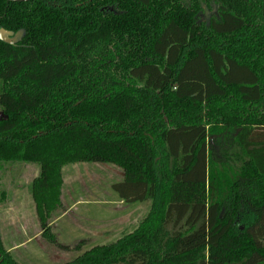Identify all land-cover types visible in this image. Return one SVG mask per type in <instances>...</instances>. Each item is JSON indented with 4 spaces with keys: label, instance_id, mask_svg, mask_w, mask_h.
Here are the masks:
<instances>
[{
    "label": "trees",
    "instance_id": "trees-1",
    "mask_svg": "<svg viewBox=\"0 0 264 264\" xmlns=\"http://www.w3.org/2000/svg\"><path fill=\"white\" fill-rule=\"evenodd\" d=\"M0 26L27 32L0 42V173L40 166L43 236L67 164H113L119 200L152 203L63 264H264V0H0ZM0 264H21L1 235Z\"/></svg>",
    "mask_w": 264,
    "mask_h": 264
},
{
    "label": "rangeland",
    "instance_id": "rangeland-1",
    "mask_svg": "<svg viewBox=\"0 0 264 264\" xmlns=\"http://www.w3.org/2000/svg\"><path fill=\"white\" fill-rule=\"evenodd\" d=\"M214 13H201L200 21L207 22ZM228 140L216 149L217 159L226 153L231 157L238 154ZM40 173L38 164L19 162L4 164L0 173V233L6 249L15 247L12 257L18 263L70 262L94 245L110 244L133 232L150 212V201L125 204L114 194L112 186L123 181L121 168L104 163H71L62 170V204L48 222L50 232L36 238L43 228L31 187Z\"/></svg>",
    "mask_w": 264,
    "mask_h": 264
},
{
    "label": "flooded vegetation",
    "instance_id": "flooded-vegetation-1",
    "mask_svg": "<svg viewBox=\"0 0 264 264\" xmlns=\"http://www.w3.org/2000/svg\"><path fill=\"white\" fill-rule=\"evenodd\" d=\"M12 1L14 3H16V4H25V3H29L31 0H12ZM0 31H4V32H7L9 34H12V35H7L6 36V38L8 40H11V41H13L14 39H16V36L19 33H21V37L15 43L13 42L12 44H7V43L3 42L2 40H0L1 43L6 44V45H9V46H13V47H20L22 45V43L25 41V38L27 37V32L23 28L18 29V30H13V29H7L5 27L0 26Z\"/></svg>",
    "mask_w": 264,
    "mask_h": 264
},
{
    "label": "water",
    "instance_id": "water-1",
    "mask_svg": "<svg viewBox=\"0 0 264 264\" xmlns=\"http://www.w3.org/2000/svg\"><path fill=\"white\" fill-rule=\"evenodd\" d=\"M7 35H12V34H9L7 32H4V31H0V40H2L3 42L7 43V44H12L13 42H17L19 40V38L21 37V33H19L17 36H16V39H14L13 41L11 40H8L6 38Z\"/></svg>",
    "mask_w": 264,
    "mask_h": 264
},
{
    "label": "crops",
    "instance_id": "crops-1",
    "mask_svg": "<svg viewBox=\"0 0 264 264\" xmlns=\"http://www.w3.org/2000/svg\"><path fill=\"white\" fill-rule=\"evenodd\" d=\"M51 228V227H50ZM42 232H38V234L36 235V238H38L39 236H42ZM0 235H1V241H2V244H3V246H4V243H3V236H2V234L0 233ZM5 248V247H4ZM6 249V248H5ZM11 255H12V253H13V251H15V247H13V248H10V249H6ZM55 260H58V258H54ZM65 263V262H64ZM50 264H56V263H50ZM61 264H63V263H61Z\"/></svg>",
    "mask_w": 264,
    "mask_h": 264
}]
</instances>
